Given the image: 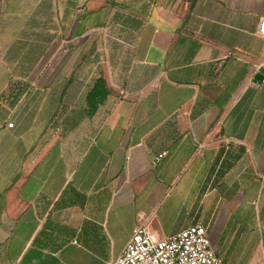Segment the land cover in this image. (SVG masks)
Wrapping results in <instances>:
<instances>
[{
	"label": "crops",
	"instance_id": "crops-1",
	"mask_svg": "<svg viewBox=\"0 0 264 264\" xmlns=\"http://www.w3.org/2000/svg\"><path fill=\"white\" fill-rule=\"evenodd\" d=\"M263 20L264 0H0V264H111L137 227L195 225L264 264Z\"/></svg>",
	"mask_w": 264,
	"mask_h": 264
},
{
	"label": "built area",
	"instance_id": "built-area-1",
	"mask_svg": "<svg viewBox=\"0 0 264 264\" xmlns=\"http://www.w3.org/2000/svg\"><path fill=\"white\" fill-rule=\"evenodd\" d=\"M259 33L264 37V20L261 22ZM261 72L264 82V65L257 69V73ZM9 127H13V124ZM165 155L166 153L160 155L157 161ZM115 264L224 263L213 247L206 228L195 225L165 239L152 235L146 226L137 227Z\"/></svg>",
	"mask_w": 264,
	"mask_h": 264
},
{
	"label": "trees",
	"instance_id": "trees-1",
	"mask_svg": "<svg viewBox=\"0 0 264 264\" xmlns=\"http://www.w3.org/2000/svg\"><path fill=\"white\" fill-rule=\"evenodd\" d=\"M105 87L106 86L103 80L98 81L95 89L89 96L90 102L103 101L104 97L107 95V93L105 92Z\"/></svg>",
	"mask_w": 264,
	"mask_h": 264
},
{
	"label": "water",
	"instance_id": "water-1",
	"mask_svg": "<svg viewBox=\"0 0 264 264\" xmlns=\"http://www.w3.org/2000/svg\"><path fill=\"white\" fill-rule=\"evenodd\" d=\"M257 81L263 82V73L262 72L258 74Z\"/></svg>",
	"mask_w": 264,
	"mask_h": 264
},
{
	"label": "rangeland",
	"instance_id": "rangeland-1",
	"mask_svg": "<svg viewBox=\"0 0 264 264\" xmlns=\"http://www.w3.org/2000/svg\"><path fill=\"white\" fill-rule=\"evenodd\" d=\"M260 248V247H259ZM258 256V255H257ZM118 260V259H117ZM117 260L114 262V263H111V264H115L117 262Z\"/></svg>",
	"mask_w": 264,
	"mask_h": 264
}]
</instances>
